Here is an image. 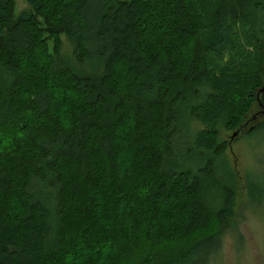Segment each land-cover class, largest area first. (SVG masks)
I'll list each match as a JSON object with an SVG mask.
<instances>
[{
  "label": "trees",
  "instance_id": "16d2710c",
  "mask_svg": "<svg viewBox=\"0 0 264 264\" xmlns=\"http://www.w3.org/2000/svg\"><path fill=\"white\" fill-rule=\"evenodd\" d=\"M25 1L0 0V264H221L207 180L220 124L264 126V0Z\"/></svg>",
  "mask_w": 264,
  "mask_h": 264
},
{
  "label": "rangeland",
  "instance_id": "374dc122",
  "mask_svg": "<svg viewBox=\"0 0 264 264\" xmlns=\"http://www.w3.org/2000/svg\"><path fill=\"white\" fill-rule=\"evenodd\" d=\"M30 8L25 0H15V13ZM237 31L242 34V31ZM62 51L73 68L82 72H94V61H78L74 54V42L63 34ZM262 112L257 106L253 115L241 128L228 129L219 125V139L226 138L228 147L215 157V176L207 180L208 198L218 209L225 197V187L232 191L231 217L225 232L221 264H264V126L249 136L247 126L259 118ZM185 128L191 134L203 126L198 117L184 115ZM209 153V152H208Z\"/></svg>",
  "mask_w": 264,
  "mask_h": 264
}]
</instances>
